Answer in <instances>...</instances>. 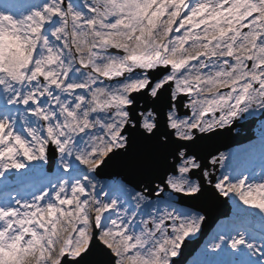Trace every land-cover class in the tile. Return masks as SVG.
I'll use <instances>...</instances> for the list:
<instances>
[{"label":"snow or ice","instance_id":"6c2138e0","mask_svg":"<svg viewBox=\"0 0 264 264\" xmlns=\"http://www.w3.org/2000/svg\"><path fill=\"white\" fill-rule=\"evenodd\" d=\"M130 2L105 0L116 9L108 13L102 7L101 11L109 17L105 19L95 10H90L88 17H81L72 11L70 0H40V3L27 6L9 0L0 4L4 5L0 7V20H11L21 12L39 9L42 3L48 5L45 15L50 13L55 23H62L63 17L69 22L79 21L85 27L110 32L115 30L119 17L124 15L121 9ZM232 3L233 0H213L209 4L204 0L194 4L193 0H184L180 7L187 6L190 11L183 14V21H174L168 32L169 39L175 35L183 42V47L178 49L180 59L175 58L177 52L173 51L178 41H172L167 51L161 46L153 56L136 51L128 54L126 64L121 65L124 71L115 77L124 87L113 97L116 106L108 114L112 123L105 121L110 129L105 138L124 146L113 149L99 168L114 167L118 171L102 185L100 191L107 189V194L103 200H96L95 214L89 212L92 201L85 192L88 188L86 182L82 187L72 188L79 199H69L67 189L53 195L56 188H51L50 192L43 194L53 175L43 166L35 168L30 175L19 172L27 169L29 162L44 161L43 157L11 165L0 160V184L3 185L0 199H14L12 192L19 194L29 188L37 190V185L38 193H42L31 201L14 199V204L0 206V247L7 250L15 244L21 249L12 264H29L33 259L34 264H118L121 260L126 264H261L264 248L252 259L249 255L250 239L242 238L241 233L264 225H255L254 217L258 214L234 197L228 201L229 214L218 217L215 227L184 259L190 242L198 238L214 204L221 197L228 196L225 173L229 178L241 176L247 171L246 158L257 151L264 157V119H257L252 137L236 145L230 153L221 152L216 156L210 143L213 137L222 133L220 130L231 132L233 126L256 117L257 109L264 111V107L246 106L254 99L249 96L253 91L264 104V0H245L244 27L229 29L212 40L187 19L197 8L219 7L222 11ZM21 7L23 11H19ZM36 15L43 18L39 11ZM176 15L181 13L177 10ZM92 17L103 22L98 25ZM176 24L181 25L179 30ZM52 26V23H45V28ZM189 28L192 31H187ZM197 40L201 50L199 53L193 51L189 56L184 50L190 49ZM120 51H124L123 46ZM192 65H197L198 71L192 69ZM205 88L208 90L202 96L201 90ZM213 90H216L215 95ZM202 102L214 107L201 106L198 112L196 105ZM28 103L31 106V101ZM181 108L189 112H181ZM197 116L201 123L210 121L208 127H215V130L210 134L201 132L194 139H182L180 130L187 131V126L192 125ZM192 131L196 132L197 127L193 126ZM182 148L187 149L185 157H195L199 161L214 157L210 165L219 164L223 170L220 177L213 178L209 173L206 182L205 172L209 168L203 163L199 168L184 166L178 155ZM169 157L174 158L172 163H169ZM11 170H18V174L6 178L5 174ZM168 172L178 174L180 179L173 183L174 177L169 176L166 185L181 193L190 203L189 207L180 208L168 202L167 207L176 211L165 212L151 220L145 219L150 215L147 211L132 215L130 210H123L120 201L131 206V194H135V190L129 187L128 177H135L140 186L149 189L155 181L164 183ZM57 177L59 175H55ZM192 177H198V185L193 183ZM221 191L225 196H221ZM95 195L99 197L100 192ZM136 199L140 200L142 196H136ZM146 207L150 206L147 204ZM64 236L67 238L62 240L63 247L57 256V243Z\"/></svg>","mask_w":264,"mask_h":264},{"label":"clouds","instance_id":"9594fccd","mask_svg":"<svg viewBox=\"0 0 264 264\" xmlns=\"http://www.w3.org/2000/svg\"><path fill=\"white\" fill-rule=\"evenodd\" d=\"M202 2L204 0H193L194 4ZM207 2L211 4L213 0ZM35 3H40V0H35ZM70 4L72 11L81 17H88L90 10H95L108 19V15L101 11L102 7L108 13L116 11L105 0H91V3L80 0L84 7L78 6L74 0H70ZM182 4L184 0H131L121 9L124 15L119 17V24L112 21L117 27L110 32L103 28L85 27L79 21L69 22L63 17L62 23H55L50 13L45 15L48 5L42 3L39 9L21 12L11 20H0V160L9 165L25 163L28 159L34 160L37 157H43L47 161L51 150L55 149L56 164L63 171L59 177L53 179L43 194L50 192L51 188H56L53 195L67 189L68 198L78 200L79 197L72 188L82 187L86 182L88 188L85 192L92 201L89 212L95 214L96 200H103L107 194V189L100 191L102 184L97 169L113 149L124 146L105 138L110 134L105 121L112 123L108 114L116 106L113 97L117 95L118 89L124 87L115 77L124 71L121 65L126 64L131 51L153 56L159 52L161 46L167 51L172 41H178L173 46V51L177 52L176 59L181 58L178 49L183 47V42L175 35L169 39L168 32L174 21H183V14L190 11L187 6L180 7ZM177 10L181 15H176ZM37 11L43 18L36 15ZM246 11L245 0H233L222 11L219 7L197 8L195 14H190L187 19L193 27L200 28L212 40L218 34L227 33L229 29H242V16ZM92 18L96 19L98 25L103 22L97 17ZM46 22L53 26L45 28ZM180 27V24H176L177 30ZM121 46L124 47L123 52L120 51ZM113 48L116 51H112ZM200 50V42L197 40L190 49L184 51L191 56L193 51L199 53ZM191 68L198 71L197 65H192ZM207 90L202 89L201 95L204 96ZM215 91L213 90V95ZM249 96L254 99L246 105L248 108L264 107L254 91L249 92ZM201 106L214 107L202 102L196 105L198 112ZM221 107L226 108L227 105ZM216 120L218 123V118ZM209 124L208 120L201 123L197 116L192 125L187 126V131L180 130L181 138L194 139L201 132L210 134L215 127H208ZM193 126L197 127L196 132L192 131ZM186 152L187 149L182 148L178 153L184 166L190 169L199 168L203 161L196 160L195 157H185ZM173 159L169 157V163ZM213 159L214 157H210V164ZM213 171L214 169H208L205 172L206 182L209 173ZM169 176L174 177L173 183L180 179L178 174L166 173L163 184L160 181L154 182L157 195L164 191ZM224 178L228 180L225 185L227 198H236L264 217V170L256 173L245 172L234 178H229L226 174ZM191 179L198 185V177ZM140 188L132 196L131 206L123 200L120 201L123 210H130L132 215L147 211L150 215L145 219L148 220L165 212L170 214L176 211L167 205L146 208L151 200L147 195L149 189L143 185ZM98 191L99 197L95 195ZM220 194L225 196L223 191ZM40 195L42 193L32 194L25 200L31 201ZM136 196H142V199L137 200ZM48 215L51 216L52 212L49 211ZM186 219L190 220L191 217ZM241 237H247V233H241ZM66 238L64 236L58 241L57 256L59 249L63 247L62 240ZM261 248H264V234H257L256 238L249 240V255L252 259L256 258ZM18 252L21 249L15 244L7 250L0 247V264H12ZM29 264H34V259ZM118 264L126 262L121 260ZM261 264H264V256L261 257Z\"/></svg>","mask_w":264,"mask_h":264},{"label":"water","instance_id":"95a60500","mask_svg":"<svg viewBox=\"0 0 264 264\" xmlns=\"http://www.w3.org/2000/svg\"><path fill=\"white\" fill-rule=\"evenodd\" d=\"M181 112H189L188 109L181 108ZM190 114V113H189ZM246 115V114H245ZM257 119H264V111H258L256 113V117L249 118L247 121H242L238 126H233L231 132H225L224 130H220L222 133L216 137H213L210 141L211 147L214 151V155L219 156L221 152H228L231 148L236 147V145L244 143L246 140L252 137V129L257 124ZM234 129H239V131H234ZM208 160H204L203 164L209 168V170L214 169L212 176L213 178L220 177L221 172L219 164L216 166L210 165ZM55 149L51 150V154L46 161L45 168L51 172L55 166ZM118 171V169L114 167L101 168L97 171V175L99 176L100 181L105 183L109 182L112 178V175ZM129 187L133 188L135 191H140L139 181L135 177H128ZM163 184V183H162ZM151 197L148 205L152 204L156 199H165L168 202L175 203L180 207H189L190 203L183 198L181 193H176L174 190L170 189L166 184L164 185V191L159 192L157 195V189L153 185L149 188V192L147 193ZM229 198L221 197L219 201H217L212 210L209 212L206 221L202 225V231L198 234V238L192 240L185 252L184 259L187 258L188 255L203 241L206 235L215 227L217 218L220 216H226L230 211Z\"/></svg>","mask_w":264,"mask_h":264},{"label":"rangeland","instance_id":"374dc122","mask_svg":"<svg viewBox=\"0 0 264 264\" xmlns=\"http://www.w3.org/2000/svg\"><path fill=\"white\" fill-rule=\"evenodd\" d=\"M9 0H0V4L7 3ZM75 3H77L78 6L82 7V4H80V0H74ZM17 3L20 4L21 6H27L30 4L35 3V0H17ZM4 5H0L2 7ZM23 7L19 9V11H23ZM72 73H70V76ZM246 168L249 173H256L258 170H264V157H262L257 151L254 155L246 158L245 160ZM46 161H34V162H29V167L25 170H19L20 173H23L24 175H30L35 168L43 166L45 168ZM62 169L56 164L55 161V166L54 169L50 172V174H53L50 177V180L48 181V185L50 187L53 179L55 178V175H60L62 173ZM18 174V170H11L9 173L5 174V177H14ZM228 174V173H225ZM231 178V177H230ZM102 185L106 184L103 181H100ZM37 190H33L31 188L27 189L25 192L21 193H16L12 192L11 197L14 199H28L30 195L38 193V185L36 186ZM3 190V185L0 184V191ZM14 199H1L0 201V206H9L14 204ZM254 224L255 225H264V217H261L259 215L254 217ZM257 234H264V227H255L254 231L248 232L247 237L249 239H254L256 238Z\"/></svg>","mask_w":264,"mask_h":264},{"label":"bare ground","instance_id":"6f19581e","mask_svg":"<svg viewBox=\"0 0 264 264\" xmlns=\"http://www.w3.org/2000/svg\"><path fill=\"white\" fill-rule=\"evenodd\" d=\"M234 148H231L230 150H232ZM230 150L226 153H230ZM131 195H134V192L131 194ZM232 199V198H231ZM168 201L165 200V199H156L152 204H150L149 206L152 207V206H161V205H167ZM150 207H146V208H150ZM177 207H180V206H177ZM180 208H184V207H180Z\"/></svg>","mask_w":264,"mask_h":264},{"label":"trees","instance_id":"16d2710c","mask_svg":"<svg viewBox=\"0 0 264 264\" xmlns=\"http://www.w3.org/2000/svg\"><path fill=\"white\" fill-rule=\"evenodd\" d=\"M26 190H27V189H26ZM26 190H25V191H26ZM25 191H23V192H25ZM16 193H17V192H16ZM0 201H1V199H0Z\"/></svg>","mask_w":264,"mask_h":264}]
</instances>
